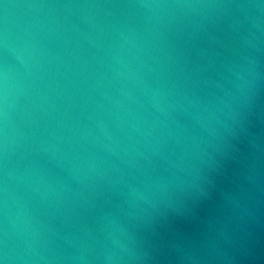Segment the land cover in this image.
<instances>
[{
    "label": "water",
    "instance_id": "water-1",
    "mask_svg": "<svg viewBox=\"0 0 264 264\" xmlns=\"http://www.w3.org/2000/svg\"><path fill=\"white\" fill-rule=\"evenodd\" d=\"M0 264H264V0H0Z\"/></svg>",
    "mask_w": 264,
    "mask_h": 264
}]
</instances>
